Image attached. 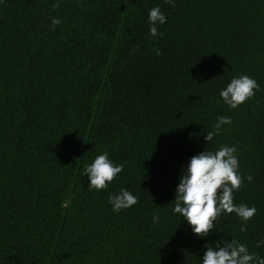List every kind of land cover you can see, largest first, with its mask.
<instances>
[{
  "label": "trees",
  "instance_id": "16d2710c",
  "mask_svg": "<svg viewBox=\"0 0 264 264\" xmlns=\"http://www.w3.org/2000/svg\"><path fill=\"white\" fill-rule=\"evenodd\" d=\"M53 3L0 0V264H199L220 236L264 256V0ZM157 4L167 20L151 37ZM240 74L259 91L229 109L218 91ZM220 144L253 177L233 202L257 211L244 232L222 214L197 238L171 212L174 189L190 156ZM105 150L124 170L97 192L80 171ZM120 187L138 201L117 213Z\"/></svg>",
  "mask_w": 264,
  "mask_h": 264
},
{
  "label": "clouds",
  "instance_id": "9594fccd",
  "mask_svg": "<svg viewBox=\"0 0 264 264\" xmlns=\"http://www.w3.org/2000/svg\"><path fill=\"white\" fill-rule=\"evenodd\" d=\"M174 6L175 0H165ZM59 7V0L52 4ZM148 34L151 37L161 35L158 26L166 23L167 17L161 11L160 5L147 10ZM50 30L61 23L57 17H50ZM156 55H160L156 49ZM259 91V85L254 78L247 74L233 76L218 91L220 100L229 109H235ZM231 124V117L217 116L210 130L204 134V140H213L220 135L225 125ZM238 148L235 144H220L214 150L204 148L190 156L186 164L181 165L178 182L174 189V201L171 212L183 220L197 238L208 237L215 230V221L222 214H234L240 221V231H246L245 225L256 214V207L245 203H234V193L237 192L244 180L252 182L251 174L241 175L239 171ZM124 170L123 163H117L109 157V153L100 151L90 162L85 163L80 171V177H87L90 190L97 192L106 190L116 177ZM138 197L125 187L117 192H108L107 203L113 212H120L135 205ZM153 224L159 222L154 213ZM218 232V231H217ZM204 246L199 264H264V256L250 252L247 244L231 236L213 240ZM264 245V238L256 241V247Z\"/></svg>",
  "mask_w": 264,
  "mask_h": 264
}]
</instances>
